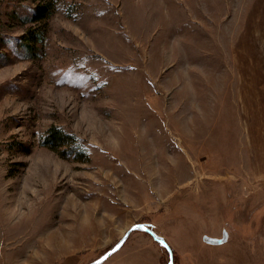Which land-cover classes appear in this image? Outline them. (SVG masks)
<instances>
[{
    "label": "rangeland",
    "instance_id": "374dc122",
    "mask_svg": "<svg viewBox=\"0 0 264 264\" xmlns=\"http://www.w3.org/2000/svg\"><path fill=\"white\" fill-rule=\"evenodd\" d=\"M33 2L0 0V264L139 223L172 264H264V0ZM167 262L137 228L100 264Z\"/></svg>",
    "mask_w": 264,
    "mask_h": 264
},
{
    "label": "trees",
    "instance_id": "16d2710c",
    "mask_svg": "<svg viewBox=\"0 0 264 264\" xmlns=\"http://www.w3.org/2000/svg\"><path fill=\"white\" fill-rule=\"evenodd\" d=\"M54 0H34L33 7L30 9L32 21H41L48 16L54 8ZM75 137L65 133L59 128L53 127L49 130L48 135L42 139L43 144H47L53 151H58V146H68Z\"/></svg>",
    "mask_w": 264,
    "mask_h": 264
},
{
    "label": "water",
    "instance_id": "95a60500",
    "mask_svg": "<svg viewBox=\"0 0 264 264\" xmlns=\"http://www.w3.org/2000/svg\"><path fill=\"white\" fill-rule=\"evenodd\" d=\"M140 228L143 231L149 233L152 238L159 243L163 248H165V250L168 253V262L167 264H172L173 262V252L171 247L169 246V244L167 243V241L161 237L158 236L157 234H155L149 227H147L145 224L143 223H139V224H135L133 226H131L123 235L122 237L114 244V246L110 249H108L107 251H105L100 257H98L97 259H94L93 261H90L89 263L86 264H100L102 263L104 260H106L112 253H114L115 251H117L121 245L126 241L127 237L129 236V234L137 229ZM215 242H220L219 240L215 241Z\"/></svg>",
    "mask_w": 264,
    "mask_h": 264
}]
</instances>
